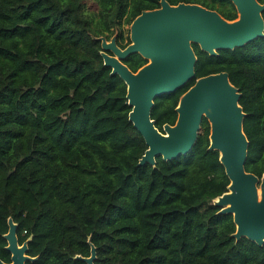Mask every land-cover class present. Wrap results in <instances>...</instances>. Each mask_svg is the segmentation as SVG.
Masks as SVG:
<instances>
[{
  "label": "trees",
  "instance_id": "1",
  "mask_svg": "<svg viewBox=\"0 0 264 264\" xmlns=\"http://www.w3.org/2000/svg\"><path fill=\"white\" fill-rule=\"evenodd\" d=\"M92 1L96 11L87 7ZM196 3L237 18L230 0ZM264 4V0H258ZM160 0H0V259L8 219L25 264H264V244L233 237V215L214 200L230 180L210 150L204 117L192 149L138 162L147 149L129 120L127 85L104 65L101 41L125 48L129 26ZM264 19V12L262 13ZM195 75L154 100L151 119L174 124L182 94L196 79L227 72L239 89L248 139L245 170L264 174V36L210 56L192 44ZM122 62L133 72L139 53ZM80 257V258H79Z\"/></svg>",
  "mask_w": 264,
  "mask_h": 264
},
{
  "label": "water",
  "instance_id": "2",
  "mask_svg": "<svg viewBox=\"0 0 264 264\" xmlns=\"http://www.w3.org/2000/svg\"><path fill=\"white\" fill-rule=\"evenodd\" d=\"M237 18L225 19L217 10L196 3L170 4L160 0V6L142 11L129 26L130 43L121 48L116 36L110 40L99 37L104 65L111 74H118L127 85V100L131 107L129 120L145 140L147 149L138 164H155V157L164 160L188 153L197 141L202 119L210 124V150L219 152V159L230 183L228 191L218 196L214 204L219 213L233 215L236 241L242 237L264 244V174L261 177L245 170L248 139L243 131L246 116L239 104L241 93L229 80L227 72L213 73L196 79L185 91L176 107L174 124H164L162 131L151 119L157 96L174 92L195 75L197 57L192 44L210 56L218 50L234 49L264 36V4L258 0H230ZM139 53L147 63L133 72L122 60ZM4 234L9 263L25 264L33 260L27 255L28 241L19 245L17 225L8 219ZM80 258V257H79ZM96 249L82 259L94 264Z\"/></svg>",
  "mask_w": 264,
  "mask_h": 264
},
{
  "label": "rangeland",
  "instance_id": "3",
  "mask_svg": "<svg viewBox=\"0 0 264 264\" xmlns=\"http://www.w3.org/2000/svg\"><path fill=\"white\" fill-rule=\"evenodd\" d=\"M85 3L87 4V7L90 10H92V11H96L97 10L96 5L92 1H85Z\"/></svg>",
  "mask_w": 264,
  "mask_h": 264
}]
</instances>
